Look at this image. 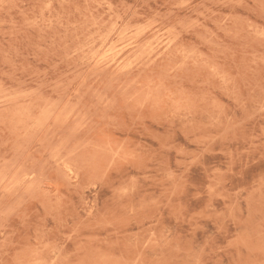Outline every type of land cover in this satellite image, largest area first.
I'll list each match as a JSON object with an SVG mask.
<instances>
[{
  "label": "rangeland",
  "instance_id": "obj_1",
  "mask_svg": "<svg viewBox=\"0 0 264 264\" xmlns=\"http://www.w3.org/2000/svg\"><path fill=\"white\" fill-rule=\"evenodd\" d=\"M0 264H264V0H0Z\"/></svg>",
  "mask_w": 264,
  "mask_h": 264
},
{
  "label": "bare ground",
  "instance_id": "obj_2",
  "mask_svg": "<svg viewBox=\"0 0 264 264\" xmlns=\"http://www.w3.org/2000/svg\"><path fill=\"white\" fill-rule=\"evenodd\" d=\"M137 42V41H136Z\"/></svg>",
  "mask_w": 264,
  "mask_h": 264
}]
</instances>
